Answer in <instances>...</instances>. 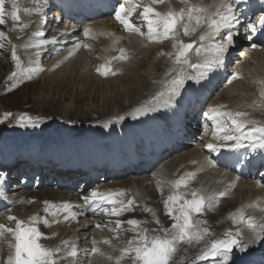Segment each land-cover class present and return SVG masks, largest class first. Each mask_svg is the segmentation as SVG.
Masks as SVG:
<instances>
[{"label":"bare ground","instance_id":"1","mask_svg":"<svg viewBox=\"0 0 264 264\" xmlns=\"http://www.w3.org/2000/svg\"><path fill=\"white\" fill-rule=\"evenodd\" d=\"M47 1L51 3V5H49V9L51 11H52L53 6L55 5V2L57 1H61V2L64 1L61 5L58 6V8L61 9L62 12H65L66 14H69L73 12L75 9H78V6L73 5L71 0H47ZM191 1L194 2V0H191ZM12 2L13 0H11V5H12ZM15 2L17 4V7L20 9L21 20L28 21L29 19H31V22L28 24V27L23 29V31H21L20 28H17L16 30V35H18L21 38V39H18L20 43L21 51L24 54H29L31 56L34 54V51L36 52V54L40 52L39 54H37L36 58H41L42 59L41 62H43L45 58H46V62H48L47 60L49 59V57L55 54L54 57L56 58L51 61L50 67L44 66L42 68L44 73L42 72V77L40 76L42 78V81L46 78L49 79L48 81L51 82L50 87L54 84L56 79L58 83L57 85H55V87H59L60 85L64 86L65 84L69 82L70 84L73 83L74 85L75 83L73 82V80H76L77 83H79L82 80L81 82L86 81L87 83L95 82L96 84H99V85L104 84L105 89H109L110 91H113V89H116L115 88L116 85H113L112 82L119 81L118 84H121V86L122 85L126 86L128 85V82L134 81L138 84L140 90L143 91L141 93H136V91H134L133 88L130 89L131 87L130 88L128 87L129 89L127 88L122 89L116 92L115 94V96H118L120 107H119V113L113 114L112 116L114 118H117L116 122L118 124H123L125 122L127 123L129 119H131V121L135 120L134 126L130 127L126 125V128L128 130H131L132 127L137 129L136 134H133L134 131L132 130V133H131L132 136H128L126 138L123 135L124 133L121 132V129H120V130H117V133L113 134L111 137L107 135V133H111L110 131L111 127L113 128V126H115L114 131H116V129L118 128L114 122L108 121V124L105 123L106 122L105 120L110 118V116H105L106 115L105 113H100V115L95 116L91 122L93 124L99 125L98 128L96 129L102 130L103 134L99 136V139L96 138L91 128L81 129V130L77 128L75 130L78 132L77 137L76 138L71 137L69 141L66 143L67 145L65 147L68 154L70 153L71 150L74 151V153L69 154V156L73 158L71 159L73 163L67 167V170H65L64 176L67 178V180L65 182L61 180L60 183L68 184V186H71L74 184V178L76 177V174L78 172L77 171L78 166L77 164H74L76 162L86 163L88 162V160H91L92 164L102 163L103 160H101L100 157L98 156L96 152L97 150H103L104 152L103 159L105 161L106 159L111 160L112 158H115L118 154L117 152L118 149H120L121 153L127 154L128 157L129 156L131 157V162L138 163V161H142L143 159H145L147 164H149L151 158L141 157V156H137L136 154L133 155L131 153V151L134 149V144L136 142V140L134 139V136L138 135L139 138L143 140H147V145H149L150 142H152V140L154 139V137L164 138L165 133H163L161 127L157 125L156 118L149 116V115H145L143 113L137 116L136 115L137 109H135L134 107H136L138 103H140L139 105L143 103H147L148 99L152 95L156 96L159 92L166 90V85L175 76H177V73L180 70V68L183 69V64L181 66L180 65L175 66L173 64L175 63L176 48L175 50L173 48L170 50L165 49V51L161 54L159 53L160 51H158V49L159 48L161 49L163 47H157L156 50H152V48H146L145 46H142L141 44L143 40H141L140 38L134 37L133 35L129 33H124L119 30H116L115 27H113V29H108V31L106 32L104 31L99 35H93L92 38H87L84 41L80 39L79 35L73 36V37H70V35L69 37H66V36L57 37L58 36L57 31L53 33L50 32L45 37H39L36 35V33L40 31H44V30H42L43 28L42 25L37 24V21H35V17L33 18V12L35 11L37 7H40V0H15ZM97 4H100V0H84V6L92 5L93 7H95L97 6ZM166 4L171 9H174V10H177L180 6L179 0H166ZM26 9H32L33 11L28 12V11H25ZM98 11H99V7L96 8V12ZM38 15L39 13L36 12L37 18H38ZM67 18H69V15L67 16ZM103 22L105 23L103 25L105 28H110L109 25L111 24V21L107 20ZM69 25L73 26V24L71 23H69ZM206 31H207L206 27H198L190 36H185L183 34V37L185 38L186 41H189V42L194 41L197 44L199 43L204 44L206 40L201 42L200 36L203 35ZM69 32L70 31L68 28L67 33ZM53 37L55 38V41H56L55 43L51 42ZM75 37L79 38V40H75L74 39ZM39 39H47L50 42L46 46H43L40 49H35L29 46L32 43H35ZM125 43L126 45H123ZM54 44H55V47H54ZM85 45H87V47H85ZM95 48H97V52L94 50ZM50 49L52 53H50L49 55L48 51ZM121 50H124V54L128 57L126 60L119 59L121 55ZM259 52H260V57H261L260 63L256 62L259 64V66L250 67L249 65L244 64L242 66L244 77L240 80H236L233 83L227 84L225 86L226 92L223 95V97H225V99L229 98L230 100L222 101L220 103H214L212 104V106L213 105L222 106V108H225L226 111L247 112L248 116L245 119H247L249 122L251 121L255 122V120H258L257 116L260 117L262 121L264 120V96L261 95V92L264 91V52L262 51H259ZM204 53H205V50L201 49L200 54L203 55ZM93 54H95L97 61L100 63V66L102 68H105L106 66H114L111 61H117L122 71H120L117 74V76H115L114 78L104 79L100 77L99 75L95 74L91 68L92 62H94V60L91 58ZM170 55L172 57H170ZM252 57L254 58V56ZM26 58L27 59L23 61L24 62L23 65H29L31 62V61L29 62V57H26ZM124 61H126L127 63H125ZM32 67H35V65H33ZM217 69H218V64L213 67V70H217ZM213 70L211 69L208 73H211V72L214 73ZM127 72L128 73L130 72L131 74L128 75ZM68 73H71V74H68ZM190 74L192 75V73ZM38 76H39V72H38ZM130 76L133 78L132 80L130 79ZM195 76L199 78V82L195 80L194 85H196V87H193L192 86L193 84H189L188 90L184 92L181 91L182 99L190 98V100H194L195 97L201 93V91L197 92L196 89L198 87L208 86V84L212 83L211 77L209 78L207 74L205 77H202L200 75V70L196 72ZM122 79L124 80L122 81ZM66 80H69V82ZM37 81H39V79L30 81L31 84L29 85L37 84ZM130 85L132 86V84ZM119 89L121 88L119 87ZM64 96L66 95H62L59 99L52 98L51 101L48 100V103H50L51 105L54 102L59 103L61 102L62 97ZM103 97H104V101L107 102L108 95L105 94ZM72 116L73 115L66 116L69 122ZM76 117L78 118L77 121H82V122L90 121L87 118L85 120H81L78 116ZM120 117H123V119L122 120L119 119ZM142 119H144V121L142 122V124H140L139 122H141ZM158 120L160 122L163 119H158ZM109 124H112V126L109 127ZM62 130H63V133L67 131L64 128H62ZM86 130L89 132L86 133L85 132ZM121 141L123 143H120ZM65 142H66L65 140H61L60 144L65 143ZM29 144L34 145V146H39L35 142H31ZM56 144L58 143L53 142L51 145L55 146ZM88 149L89 150L93 149V152H89ZM22 150L25 151L26 155L31 154L30 149L26 148L25 144L22 145ZM82 151H84V154L76 155L77 152H82ZM39 154H40V151H38L35 155L37 156ZM187 158L188 160H186ZM184 159H185L184 162L186 163L184 165L180 164V165L174 166L172 165V162L170 161L168 163L165 162L164 164L165 166L159 170V175L157 176V178L156 177L154 178V184H158L161 181H163L162 175L164 176V179L167 180L168 182H164L162 187H159L157 191L153 190L150 186L144 187L145 178L139 179L141 181L138 182L139 184L137 186V191L136 189L133 190V187H128L130 189V193L128 192L129 198H131L132 196L134 197L136 201L140 200L142 202V205L139 206L138 211L133 212L132 214L123 213V215L121 216H108L107 215L105 218L106 222L104 223L99 220L104 218L106 214L103 211L102 212L100 211L99 206H95L96 210L93 212H97V214L94 215L93 218H90V221L92 220V222L88 224H85L84 220L80 219V215H78L76 220L70 219L68 221H65L64 216L67 215V213L62 212L60 215L56 217H52L50 214L47 216V218L50 221L51 226H45L42 222L36 224L35 226H37L40 229V231L45 234L43 238H48L50 240H52L53 238L58 241L56 248L62 249V251L59 252L60 253L59 256H62V258L65 260V264H80V262H83V261H84L83 264H110L109 260L106 258L108 254H111L114 256L116 255V251H120L122 253L123 247L125 248L128 247V246L121 245L120 242L116 240V237H117L115 234L116 232L110 231V229L115 228V220L120 219L121 221H127L129 219H137L141 221L138 231L144 230V229L154 230L155 232L160 233L162 235H164V233L161 231V229L171 228V224L174 221L171 220V218L166 215V209H165L166 197H163V196L166 195L167 193H168V197L171 195H178V193L181 190L175 187V182L178 179H180L182 176H186L188 173L195 174L194 176L190 177L191 178L190 185L192 189H194L195 187L197 188L200 185L208 183L210 173L213 171H216L217 174H219L220 178L223 181H225V186L223 189L225 192L228 191L233 196L236 194L239 197L245 195L244 188L241 187L237 190H235L234 188V186L241 180L237 178L235 174H232L226 171L223 167H218L215 164V162L211 159L209 154L208 153L206 154L201 148H197L195 149V152L191 154H187V157H185ZM194 159H198V161L193 162L192 160ZM244 160L245 158H242V157H237L235 159V161L238 163L244 162ZM21 161L24 162L23 159H21ZM256 162L258 163V160H256ZM57 163H58V159L56 160V162L49 161L46 164H49L50 167L55 168ZM237 166H240L243 172L246 171L245 166L243 164H240ZM111 168H113V166ZM114 168L118 170L119 166L116 165ZM114 168L111 170V172H114ZM44 169L45 171L48 170L47 167H44ZM181 169L182 171H185V175H181ZM197 173H198V178L194 180L196 178ZM111 179H114V177H112ZM124 180L130 181V179H124ZM57 181H59V179H57ZM227 181H233L234 183L233 188L229 187L226 184ZM250 183L252 182L247 180V181H244L242 185L246 187L250 185ZM147 185H152V184H147ZM240 185L241 184H238L237 186H240ZM106 189L108 188L106 187ZM5 191H6L8 199L0 200V225H5L6 227L14 228L16 224V221H12L8 219L9 216H16L18 219L24 220L26 223L29 222L31 217L34 215L37 217L43 218L45 216V213L43 211L45 207V204H44L45 201H48L51 204L56 205L57 208H59V206L64 205V204L71 205L73 206L72 207L73 211L77 212L78 214L80 213V210L77 209L79 205H78V200L76 199V197H74L69 192H66L63 189L50 187V188H45L43 190L40 189L37 192H31V193L24 192L23 190L21 191L17 190L13 192L12 195L8 194L9 190L7 187H5ZM90 194L91 193H87L88 196H90ZM259 195L264 196V191ZM188 196L191 197L190 190L188 191ZM246 198H250V196ZM246 198L243 199L242 201L244 205L247 203ZM10 202H16V203H10ZM225 205H229L230 207L236 206V204L233 203V200L226 201ZM178 207L179 205H177V208ZM146 209H151V211H146ZM244 210L246 212L245 215L247 214L252 215L253 213L261 214V212H264L262 210L256 211L254 208L249 209V210L247 209H244ZM256 216H259V215H256ZM207 217H208V220L210 221L211 228L214 231H216V235L219 233L221 225L227 224V220H229L227 217L216 218L211 213V211L210 212L208 211ZM112 218H116V219L112 220ZM157 219L160 221L159 224L156 223ZM53 220H55L56 222L53 223L52 222ZM218 221H221V222H218ZM91 223H94L93 225L94 229H92L93 233H90V235H88V232H86V235L83 238H81V235L83 233H80V231L81 230L83 231L86 228L88 231H90ZM97 223L101 224L103 227L99 229L96 228L95 225ZM119 230H122V232L123 231L128 232L129 234L127 233L126 237H129L130 232L134 234L137 233V231L131 230L130 226L127 225L126 223ZM247 230L250 231L249 228ZM3 233H5L8 240L11 242L10 244L6 246V251H7L6 255L9 256V254L12 255V252L14 253V247H13L14 237L11 233H8L7 231H4ZM210 233L211 231L209 232V235ZM42 239L40 240V243L43 245L44 242L42 241ZM87 239H89L88 243H87ZM93 239L97 241L96 245L92 244ZM105 239L110 240L111 243L104 244L103 241ZM213 240L215 239L212 238V241ZM63 241H68L69 243L67 245H64ZM45 242H47V240ZM197 242H198L197 244H193L192 241L188 243L189 250L194 251L195 248L197 247H203L205 250L206 242L203 239ZM89 244H90L89 251L93 247H98L100 249V253L88 255L87 257L84 254L82 259H80V262L77 263L76 260L79 257L78 252H80L78 251L77 255L75 256V260H72L71 262L68 261L69 257L71 256L69 255V253L72 251L73 248H75L77 251V245H78L79 249L80 248L86 249V246ZM181 246H182V242L176 246V251L174 253V259L175 257L178 256V252ZM258 246L260 245H256L252 248H255ZM133 254L134 253L125 255L122 261L129 263L132 260L131 255ZM242 255L243 253H241L240 251H235L232 264H240L242 258L244 257V255L243 256ZM72 258L74 257L72 256ZM201 261L202 260H199L198 257L196 256H193L190 260L191 263H199Z\"/></svg>","mask_w":264,"mask_h":264},{"label":"snow or ice","instance_id":"2","mask_svg":"<svg viewBox=\"0 0 264 264\" xmlns=\"http://www.w3.org/2000/svg\"><path fill=\"white\" fill-rule=\"evenodd\" d=\"M46 3L47 0H44ZM154 3L163 2V0H153ZM242 0H221L219 9L215 12L209 13L205 7L199 6H187L181 9L179 13H175L169 10L167 13H160L155 8L148 6L144 7L140 13L143 20L147 23V38L153 42L166 40L169 38L175 39L177 36L178 25L182 26L183 33L185 36H190L198 27L207 26V31L200 36V41L209 40L212 43V51L214 55L212 59L206 60L202 64L191 65L188 60L189 53L195 48L197 55L200 54L201 49L204 48V44L201 43L199 47L193 43H184L178 41L174 47L176 48L175 63L177 65L183 64L188 67H195L200 70L202 77L206 76L217 64L224 62L225 54L228 51L229 46L234 43V35L238 34L243 28V31L247 33L248 39L252 38V34H255L258 29L264 30V14H262L258 20L248 19L244 22L241 21L238 15L239 9L233 7L234 4L238 5ZM128 0L124 3H120L118 9L115 11V19L124 27L126 31L135 32L140 35H145L141 31V26L135 24L131 20V16L135 12V8L126 7ZM5 0H0V25L5 24ZM25 11L31 12L32 9H26ZM37 13H42L43 8L37 7L35 9ZM14 22L20 21V9L17 7L15 0L11 5V11L8 13ZM27 27V25H24ZM23 31V28H21ZM224 33L221 41H216V37ZM89 30L84 31V35L88 36ZM37 36L43 37L45 33L40 31L36 33ZM4 37V33L0 32V38ZM50 41L47 39H39L35 43L29 45L32 48L40 49L46 46ZM52 43H55L53 37ZM3 44H0V48ZM87 47V45H85ZM256 47L255 44L252 45ZM39 54V53H37ZM12 58L16 61V67L21 69L20 57L17 56L15 48L12 51ZM128 57L124 54V50H121L119 59L126 60ZM43 71L40 67H30L21 69L19 72L13 71L9 79L17 78V85L23 80H32V73ZM115 75L111 68L105 67L103 75L107 76L109 73ZM183 69H181V73ZM240 78L238 72H234L228 79V83L231 84L233 81ZM187 80H197L199 78L191 74H178L175 76L167 85L166 90L159 92L153 97L154 101L158 103L154 105L155 110L159 111L160 108L172 107L175 104V98L180 97L181 89ZM11 90V89H9ZM264 96V91L261 92ZM153 111V107H145L144 109H137L136 115L139 116L141 113L147 115ZM10 114H6L8 116ZM215 125V134L220 141L219 144L209 143L206 148L211 152H217L220 148H226L229 151H236L246 146L250 147L253 151L261 150L264 152V127H253L252 129H246V125L249 123L247 119V112L244 111H224L221 112L216 108L211 109L209 112L204 113ZM119 119H123L120 117ZM227 121H230L231 128ZM18 123L21 126L38 127L39 120L37 118L22 115L18 118ZM107 126V125H106ZM207 128V124L203 125ZM194 173H188L186 176H182L175 182V187L180 188L188 184L189 178L194 176ZM7 183V174H0V200H7V194L5 191V185ZM221 197L227 195L226 192L219 193ZM124 193L118 194H104L96 191L91 192L90 196H84L83 200L86 205L92 206L89 208L90 211H95L99 205H111V209L103 207V212L108 216H121L127 211H132L133 200L124 202ZM191 199H185L182 195H171L165 201L166 215L171 218L174 222L171 224L170 229H161L164 233L163 236H152L151 238L147 234V230H139L141 221L137 219H129L127 221H121L120 219L115 220V228L110 231L117 232L126 223L130 226V229L137 231V237L130 242V246L122 250V255L119 259H123L125 255L130 253L135 254V260L137 264H170V259L176 251V246L181 242H191L192 240H201L205 235L209 234V229L204 228L202 230L197 229L193 223V215L201 214L206 206L204 196H199L195 191L191 192ZM181 201H183L181 203ZM16 203V202H10ZM44 213L43 218L32 216L29 222L18 219L16 216H9L8 219L16 221L15 227H6L0 225V235L4 231L11 233L14 237V256L8 257L7 264H58V260L55 259L56 255L62 251L61 248L49 249L44 247L40 240L44 237V233L35 226L38 223H43L45 226H51L47 216L50 214L52 217L60 215L62 212L67 213L64 216V220H76L78 215L72 210L71 205L64 204L57 208L56 205L51 204L48 201L44 202ZM119 205V206H117ZM177 205L179 207L177 208ZM151 211V209H146ZM235 224H246L251 230V235L244 239L239 228L235 232L227 231L224 234V238L215 239L211 241L208 246L198 257L199 260H206L212 258L213 264H232V252L238 250L242 253H246L251 247L256 245L264 244V224H257L252 218L245 219L244 214L238 213L232 217ZM56 222L55 220L52 221ZM156 223L160 221L157 219ZM96 228H102L103 226L99 223L95 225ZM64 245H67L68 241H63ZM104 244H110L111 241L105 239ZM92 244L96 245L97 241L92 240ZM100 253L98 247H93L88 255ZM102 254V253H101ZM69 255L75 257L77 251L75 248L69 253ZM111 259V257H109ZM119 259L117 264H119Z\"/></svg>","mask_w":264,"mask_h":264},{"label":"rangeland","instance_id":"3","mask_svg":"<svg viewBox=\"0 0 264 264\" xmlns=\"http://www.w3.org/2000/svg\"><path fill=\"white\" fill-rule=\"evenodd\" d=\"M30 22H31V19H29L28 21H25V20L23 21V20L20 19V21L15 22V23H18L17 25L19 27H17V28L25 29V28L28 27V24ZM24 25H27V27H24ZM14 27L15 26H13V28ZM15 36H16V34H15ZM18 43H19V41H18ZM19 45H20V43H19ZM152 47L153 46H151V48ZM156 48L157 47L155 46V48L153 50H156ZM94 50L97 52V48H95ZM160 50L161 49L159 48L158 51H160ZM164 51H165V49L163 51H161V54ZM94 55L95 54H93L91 56L92 59H93ZM54 56H55V54L51 55V57H49V59L47 61H50V60L52 61L53 59H55L56 57H54ZM74 57H75V55H74ZM170 57H172V56L170 55ZM26 59L27 58L24 57V59H22V63H24L23 61L26 60ZM253 59H254L255 62H259L260 63V59H261L260 52H256V54L254 55ZM46 63H43V64L41 63L40 66H37V67L43 68L44 66L48 65ZM173 64L175 66L177 65L176 63H173ZM95 65L96 64L94 63V66ZM185 67H188V66H185ZM40 72H39V76H38V72L32 73L33 78H32V80H30V81H34V80L39 79V81H37V84H33V85L27 84L26 87H24V85H18L17 87L12 88L11 90H9L10 88H7V87L5 89L0 88V113L5 112L7 114H10V110L15 109V108H18L19 111H23L24 109H27V110L31 111L32 113H35L36 115L40 116L39 117L40 120L44 124H47L50 127H54V126H57L60 123H63V126H67L69 128H72L70 126V124L68 123L69 121L67 120L66 116L73 115L71 117L70 122L77 121L78 118L76 116H78L81 120H85L87 118L91 122H92V119H94L95 116L100 115V113H105L106 114L105 116H112L113 114L119 113L120 102L118 101V96H115L116 92H118V91H120L122 89H126V88L129 89L130 87H131L130 89L133 88L134 91H136V93L143 92V91L140 90L138 84L136 82H134V81L128 82L129 86L128 85H126V86L122 85L123 87L121 86V84H118L119 81L112 82L113 85H116V87L115 86L114 87L117 89V90L113 89V91H110L109 89H105L104 84H100L99 85V84H96L95 82H89V83H87L86 81L81 82L82 80L79 83H77L76 80H73V82L75 83L73 85V83L70 84V82H69L70 79L66 80L69 83L65 84L64 86L60 85L59 87H55V85H57V83H58V81L56 79L54 84L50 87V83L51 82L48 81L49 80L48 78H46V79H44L42 81L41 77H42V72L44 73V71H40ZM192 73H194V70H193ZM1 74H2V72H1V69H0V83L3 82L1 80L5 76V75H1ZM36 74H37V76H36ZM68 74H71V73H68ZM68 74H66V75H68ZM130 79L132 80L133 78L130 76ZM123 80L124 79H122V81ZM76 84H78L79 86L76 85ZM130 84H132V86ZM7 86H9V84ZM54 87H55V89H54ZM119 87L121 89H119ZM186 90H188V89H186ZM186 90H184V91H186ZM225 92H226V90H225ZM225 92H223V95L225 94ZM144 93H146V92H144ZM105 94L108 95L107 102L104 101V97L103 96ZM51 95H53V96H51ZM62 95H66V96L62 97L61 102H59V103H55L54 102L52 105L50 103H48V100L51 101L52 98L53 99H56V98L59 99ZM223 95H221V97L217 100L218 103H220L222 101L230 100L229 98L225 99V97H223ZM112 96H113V98H112ZM136 98H138V97H136ZM122 101H124V100H122ZM62 102H64V103H62ZM217 102H215V103H217ZM60 103H62V104H60ZM28 106H30V107H28ZM210 106H212V104H210ZM147 115H149V113ZM38 116H37V119H38ZM109 119H116V118H114L112 116ZM258 120H261V119L259 118ZM105 123L108 124V121H106ZM115 124H117V123H115ZM126 124L127 125H131V123H128V122ZM67 127H65L64 129L66 130ZM117 128H118V130L121 129V132L124 133L123 135L126 138L128 136H132V134H131L132 130L134 131L133 134H136V132H137V129H135L133 127H132L131 130H128L126 128V125L120 126V125L117 124ZM122 128H126V130H123ZM92 130H93V132H94V134H95L97 139H99V136L103 134L101 129L100 130L92 129ZM1 136H6V133H3ZM192 147L193 146L189 147L188 149L190 150ZM195 149H197V148L194 147V148L191 149V152H186V154H180L177 157H173L174 156L173 155L166 161V163H168L170 161V162H172V165H174V166L180 165L177 162V160L184 159L185 157H187V154H191V153L195 152ZM203 149L204 148H202V150ZM71 153H74V151L71 150L69 154H71ZM205 153L207 154V152H205ZM186 160H188V158ZM164 164L161 167L157 168L153 172V175H155L157 177L159 175V170L162 169L165 166ZM182 169H181V175H185V171H182ZM162 177H163V181L164 182H168L167 180L164 179L163 175H162ZM139 178H142V177H139ZM125 179H127V178H125ZM137 181L140 182L141 180H137ZM124 182H127L126 184L130 185V183L132 184L133 180H131V182L130 181H125L124 179L114 180L112 182L113 184L111 186H113L114 184H117V183L120 184V185H123ZM152 185H154V183ZM152 185H147V186H150L153 190H155V186L152 187ZM104 187L106 188V186H104ZM109 187H110V185H108L107 188H109ZM88 193H90V192H88ZM8 194L12 195L13 193H10V191H9ZM160 194H162V193H160ZM236 196L237 195L235 194V197ZM163 197H166V200H167L168 193L166 195H164ZM237 197H239V196H237ZM228 201H230V200H228ZM224 207H225V209H224ZM208 211L209 212L211 211V213L216 218H221V215H222L221 212H223L224 214L228 213L230 215V217H231L232 216L231 213H233L234 208H233V206L229 207V205L222 206V205L214 204V203H212V201L208 202L201 214H194L193 215L194 223H195V225L197 226V228L199 230H202L204 228L208 229L207 225H209V223L207 222L208 220H207V218L205 216ZM238 211H241V207L238 209ZM130 213L132 214L133 212H130ZM106 216L107 215H105V217L100 219L99 221L105 223L106 222L105 221ZM113 219L115 220L116 218H112V220ZM202 220H204V221H202ZM90 222H92V220ZM90 225H91L90 231H88L87 228L84 229V230H87L88 235H90L89 233H93L92 229H94V226H93L94 223H91ZM229 228H233L235 231L237 230V228H239L241 233H242L243 238L247 234L245 232V228H244V226L242 224L237 225V224L234 223V221H232V222H228L227 224L221 225V229H220L218 235H216V231H214L213 229L210 230L211 233L208 236L209 240L212 241V238H214V239H222V237L224 236V234L227 232V230ZM151 232H153V233H151ZM117 234H118L119 240L117 239V237H116V240L118 242H120V244L123 245V246H130V244H128V243L132 242L135 239V236L133 234L132 235L130 234L131 236L129 235L130 238L127 237V238H129V240H127L126 237L124 236V232L120 231ZM135 234H136V237H137V233H135ZM147 234H148V236L150 238L152 236H161L162 235L160 233L155 232L154 230H147ZM203 238L206 239V247H205V249H206L208 246H210V242H209V240H207V235H205ZM45 239L47 240V242H45L46 241ZM42 241L44 242L43 243L44 247L50 248V244H51V242H50L51 240L50 239L43 238ZM88 242H89V239H87V243ZM192 242H193V244H197L198 243L197 240H195V239L192 240ZM57 243H58V241L56 240V245H57ZM188 243L189 242H186V241L182 242V246L179 249L178 256L175 257V259H174V254H173L172 258L170 259V264H189L188 261H189V259H190V257L192 255L198 257L202 253V250H204L203 247H200V248L196 249L194 252L192 251L193 253H190ZM89 248H90V244L86 246L85 250H89ZM124 248L125 247H123V249ZM81 250L82 249L81 248L79 249V246L77 245V252L81 251ZM78 253L80 254V252H78ZM59 254L60 253H58L57 255H59ZM121 255H122V253L120 251H116V255L113 256L111 254H108L106 258L109 260L110 264H117V261L121 257ZM9 256H11V254H9ZM85 256L87 257L88 254L85 253ZM109 257H111V259H109ZM134 258H135V254L131 255V259L132 260L129 263L123 262L122 259H119V264H137V261ZM57 260L59 261V259H57ZM108 260H106V261H108ZM206 260L207 261H204V262H202L200 264H213L212 258H208ZM190 264H197V263H191L190 262Z\"/></svg>","mask_w":264,"mask_h":264}]
</instances>
